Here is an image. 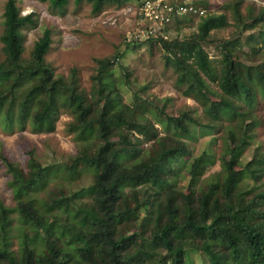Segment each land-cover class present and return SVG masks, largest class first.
Here are the masks:
<instances>
[{
  "label": "trees",
  "instance_id": "obj_1",
  "mask_svg": "<svg viewBox=\"0 0 264 264\" xmlns=\"http://www.w3.org/2000/svg\"><path fill=\"white\" fill-rule=\"evenodd\" d=\"M68 1L50 0L56 8ZM74 1L90 3L96 13L109 2L130 3ZM242 1L224 6L232 8L238 25ZM203 4L208 10L198 17L192 36L165 40L159 32L164 26L145 40L134 32L126 42L162 45L176 72V87L202 107L196 115L191 108L168 114L169 98L161 106L136 100V92L134 105L124 100L122 52L95 59L89 90L81 87L76 67L67 76L57 75L46 61L52 43L49 29L24 57L22 30L34 25L33 14L21 15L17 0L5 1L0 127L7 133L26 128L50 133L64 111L72 116L66 127L78 149L70 164L45 165L35 161L30 150L27 171L0 151L15 200L14 206L0 201V264H193L191 255L197 254L201 264H264V157L258 147L244 159L258 122L241 119L253 114L258 98H264V60L239 59L240 42L229 38L217 41L219 58L209 57L204 42L228 20L225 13L211 11L212 3ZM189 18H177L176 25ZM248 20L244 28L264 24V7L252 24ZM249 45L250 52L257 51ZM116 64L123 70L119 80L113 73ZM224 120L236 123L224 125ZM217 125L222 130L218 156L209 144L193 155L190 143L215 136ZM216 159L219 169L203 177ZM59 170L72 177L85 170L92 180L68 196L37 197L49 175ZM13 214L20 229L16 248Z\"/></svg>",
  "mask_w": 264,
  "mask_h": 264
},
{
  "label": "rangeland",
  "instance_id": "obj_2",
  "mask_svg": "<svg viewBox=\"0 0 264 264\" xmlns=\"http://www.w3.org/2000/svg\"><path fill=\"white\" fill-rule=\"evenodd\" d=\"M5 1L0 0V34L3 29ZM211 1V11L225 13L228 25L210 31L204 42L208 56L219 58L220 52L215 45L219 39L229 38L240 42L237 45L239 59H252L258 62L264 60V36L260 35V31H264V24L253 28H244V22L247 19H249L248 24L255 21V15L261 7H264V0H243L241 2L240 25L236 22L237 18L233 16L232 8L224 7L226 4L231 5L236 0ZM127 3L119 5L116 2H109L103 6L100 12L96 13L93 11L92 5L85 1L75 3L74 0H69L62 8H56L52 6L50 0H17L20 14L32 13L34 19V25L27 24L22 30L24 57H29L34 42L41 36L43 30L49 29L52 43L45 56L46 61L53 67L57 75L67 76L69 69L73 66L76 67L81 87L89 90L92 85L91 75L95 71V59L111 56L119 51L123 54L119 61L125 70H121V67L116 64L113 67V73L117 80L121 78L120 90L123 99L130 100L129 104H135L133 94L136 92L139 97L136 100H145L149 104L151 102L158 106H161L164 100L169 98L165 107L168 114H175L181 109L191 108L190 110H194L196 115H200L202 107L197 100L185 96L182 89L176 87V72L173 65L166 61V50L161 47L160 43L126 45V42L129 41V32L134 33L138 27L133 8L132 11L126 10ZM130 4L135 5L136 1L130 0ZM198 21V17H191L176 25L174 20L159 32L168 41L182 39L197 32ZM249 43L257 48L256 52L249 51ZM1 45L0 41V48ZM121 71L125 73L123 78L121 76L119 78ZM123 80H126L125 83ZM147 115H150V112ZM241 119L245 122L253 120L258 122L255 127V136L245 150L244 159H250L258 147V155L264 157V98H258L253 114H246ZM71 120V115L64 111L61 112L55 122L54 131L50 133H34L29 128L7 133L0 127V151L24 171L28 169L27 161L30 150L35 161L41 165L52 162L70 164L69 158L74 156L78 149L74 134L70 133L66 127ZM204 121L208 120L204 119ZM235 123V120L234 122L223 121L224 125H234ZM154 126L162 131L161 124L157 120H155ZM213 132L216 137L214 135L204 136L190 143L189 147L193 155H198L209 144L210 149L218 156L221 145L219 135L222 130L219 131L217 125L213 128ZM214 137L215 140L212 139ZM216 160V163L210 166L203 177L219 169V159ZM8 177L6 168L0 160V201L6 206H14L15 200L11 188L8 186ZM91 178L92 175L85 170H82L76 177H72L68 171L59 170L49 175L47 186L42 191L36 192L35 195L45 200H49L50 195L68 196L73 191L89 185ZM178 180L183 183L186 179ZM13 216L11 231L16 236L12 239L13 248H16L20 229L19 221L14 214ZM191 258L193 264H201L198 254L191 255Z\"/></svg>",
  "mask_w": 264,
  "mask_h": 264
},
{
  "label": "built area",
  "instance_id": "obj_3",
  "mask_svg": "<svg viewBox=\"0 0 264 264\" xmlns=\"http://www.w3.org/2000/svg\"><path fill=\"white\" fill-rule=\"evenodd\" d=\"M129 1V0H128ZM136 4L128 5L126 10L132 11L137 18L136 23L146 24L147 27L135 30V37L145 40L148 35H153L159 28L169 25L177 18L182 16L199 17L207 12L205 1L211 3V0H135ZM210 10V9H209ZM138 33H137V32ZM130 39L133 33L129 32ZM137 33V34H136Z\"/></svg>",
  "mask_w": 264,
  "mask_h": 264
}]
</instances>
